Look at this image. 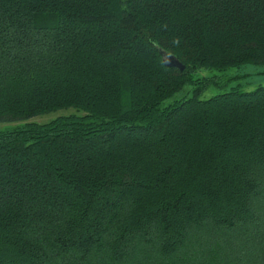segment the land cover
Here are the masks:
<instances>
[{
    "label": "trees",
    "instance_id": "trees-1",
    "mask_svg": "<svg viewBox=\"0 0 264 264\" xmlns=\"http://www.w3.org/2000/svg\"><path fill=\"white\" fill-rule=\"evenodd\" d=\"M246 65L264 0H0V264H264V86L164 104Z\"/></svg>",
    "mask_w": 264,
    "mask_h": 264
},
{
    "label": "rangeland",
    "instance_id": "rangeland-1",
    "mask_svg": "<svg viewBox=\"0 0 264 264\" xmlns=\"http://www.w3.org/2000/svg\"><path fill=\"white\" fill-rule=\"evenodd\" d=\"M194 78L201 79L198 85L193 84L185 86L164 104H168L175 100L189 98L191 96H196L199 100H207L215 95L231 91H254L259 86H264V67L246 65L238 68H230L222 72L201 69L194 75ZM202 86L203 88H198ZM70 113L74 114L77 112H74L72 109L57 111L48 115L32 118L28 121L46 123L58 116L69 115ZM19 125L20 123L17 122L0 123V131L13 129Z\"/></svg>",
    "mask_w": 264,
    "mask_h": 264
},
{
    "label": "water",
    "instance_id": "water-1",
    "mask_svg": "<svg viewBox=\"0 0 264 264\" xmlns=\"http://www.w3.org/2000/svg\"><path fill=\"white\" fill-rule=\"evenodd\" d=\"M163 65L166 68H175L180 72L184 70V66L172 55H165L163 58Z\"/></svg>",
    "mask_w": 264,
    "mask_h": 264
}]
</instances>
